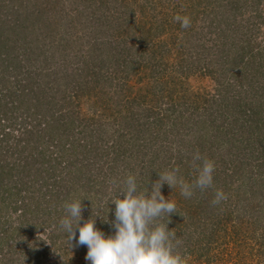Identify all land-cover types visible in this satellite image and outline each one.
<instances>
[{
  "label": "trees",
  "instance_id": "16d2710c",
  "mask_svg": "<svg viewBox=\"0 0 264 264\" xmlns=\"http://www.w3.org/2000/svg\"><path fill=\"white\" fill-rule=\"evenodd\" d=\"M126 1L0 0V263L45 264V259L50 264L47 258L54 255L59 259L55 264H79L87 247L66 242L56 226L63 214L57 205L82 198L81 223L99 215L95 226L111 235L115 205L107 203L122 185L112 186L106 198L107 179L118 172L122 182L125 174H134L138 190L150 192L159 173L176 168L192 182L200 163H193L197 151L215 164L213 185L187 198L180 193L170 219L165 213L155 221L175 233V250L185 262L193 250L200 255L210 251L227 235L225 224H234L237 231L244 224L246 233L264 237V0H196L190 6L184 1L176 12L190 16L188 28L169 14L159 21L158 9L156 26L147 28L138 24L137 10ZM72 2L84 4V10ZM48 5L66 13V32L57 22L62 16H47ZM146 7L141 6L145 18ZM212 34L218 41L208 46L205 38ZM164 35H173L175 46L177 41L186 46L184 55L203 72L220 77L217 94L203 90L180 96L181 112L172 106L165 129L160 114L141 104L147 101L142 89L126 83L128 73L118 78L113 107L97 97L106 91V82L126 69V58L135 55L138 43L151 55L142 64L162 68L170 52L167 43L157 42ZM178 92L170 90L169 99ZM84 104L91 113H84ZM201 112L202 118H193ZM175 113L180 116L172 120ZM160 132L174 135L170 144L158 145ZM175 188L165 183L161 192L175 193ZM217 189L227 199L213 205ZM261 246L264 255V239Z\"/></svg>",
  "mask_w": 264,
  "mask_h": 264
},
{
  "label": "rangeland",
  "instance_id": "374dc122",
  "mask_svg": "<svg viewBox=\"0 0 264 264\" xmlns=\"http://www.w3.org/2000/svg\"><path fill=\"white\" fill-rule=\"evenodd\" d=\"M94 1H96L97 3L103 1V2H106L107 4L109 3L108 1H111V0H94ZM149 1L152 5L148 6ZM184 1H187L186 5L190 6L191 2L193 3L196 0H169V1H166L164 6L162 4V0H127L126 2L129 3V7L131 6L132 8L137 10L135 19L138 22V24L143 23L144 25H146L147 28H149L150 26L154 27L157 24L156 22L157 9L159 11L158 16L164 15L165 17L169 14V19L172 20L173 16L177 14L176 10L177 8H179L178 6L181 3L184 4ZM73 4H74V7H77L79 9V11L84 10L85 8L84 7L85 5L84 4L82 5L79 2L73 3ZM143 4H144V7H146L147 5L146 12H145L147 14L146 18H148V20L149 18L151 19V22H147V24L145 23L146 18L144 17V15H142L141 6H143ZM150 6H151L150 11H147L148 7ZM181 8H184V7H181ZM46 9L48 10L47 16H50L52 18L54 16L63 17V19L57 20V22H60L59 27H60V30H62L61 32H66L67 28L64 26L65 25L64 15L66 13L62 11L61 7L58 5H55L54 7L48 5ZM121 9L122 8H120L119 10ZM113 13L116 14V12H113ZM160 18L161 16L158 17L157 19L160 21ZM201 22L202 21H200V25H201ZM207 24L205 25L206 26L204 30L205 34L206 32H208ZM198 25H196L197 29L201 30V28H199L200 25L199 26ZM77 27H79V25H77ZM69 32L71 31L69 30ZM215 36L216 34H212L211 37L209 35H206L205 39L208 40L207 42L208 46L209 44L218 41L216 39L217 36L216 37ZM173 40H174L173 35L171 37L169 36L167 37V35H164L160 39H158L157 42L159 44L160 43L168 44V48L170 52L166 53L165 56L163 57V60L165 62L164 64L168 65V68H164V64H163L162 68H159L157 70H156V67L150 66L151 63H149V65L148 63L142 64L143 61L149 60L151 55H150V52L145 49L146 47H143V46L140 47V45H138L139 43L136 44L138 51L135 52V55H133L131 59L129 58L130 55L127 56L126 59L128 61V66H126V69L121 70V71L119 70L120 71L119 74H117L116 77H114V79L104 84L103 88L105 86H108L111 88L108 90V87H107L106 91L103 92L102 96L100 95L101 94L100 92L99 95L97 96L98 100H101L109 107H113L114 99H111V97L112 95L115 94V92H117V87H118L117 85H118V80H119L118 78L120 77V75L122 76V74L125 75L126 73H128L127 75L128 80H126V83H128L129 85H133L135 90L136 88L142 89L143 91L142 95H144L145 97L147 96V101L146 102L144 101L141 104L143 103L147 104L148 108H153V110H155L156 112L160 114V118L163 119V122H162L163 129H165V127L169 125V124H166L169 122L168 119L165 117L166 113L172 114V112H174L172 106H174L175 108H178V110L182 109V107H180V104L182 103L180 96H189L190 93L195 94L196 92L202 93L203 90L209 91V95L217 94V86H218V83H219L218 81L220 78L219 73L217 75L215 74L213 77H211L210 75H207L205 72H203L204 69H200L198 67V62L194 58L189 59L188 56L184 55L186 54L187 47L186 46L182 47L178 41L176 43L177 45L175 46ZM103 57H106V53L105 55H103ZM136 63L142 64L140 68L136 66ZM153 63H156V59ZM170 66H176V70L175 71L171 70ZM110 69L114 71L113 68H110ZM125 70H128V71H125ZM89 71H90V74L91 73L94 74L96 70L89 67ZM156 73H157V77H156ZM137 78H141V81L138 82ZM99 89L100 88H97L96 90H99ZM160 89L163 90V95L160 94L159 92ZM172 89H178L179 92L177 94H174L172 99H169V92ZM90 95L92 96V98L89 101H92L94 93L91 92ZM132 96L133 95H131L130 98H132ZM127 97L128 96H126L125 98ZM88 104H84L83 106L85 110L84 113L92 112V108L88 106ZM156 105H158V108H156ZM189 105L190 104L188 103L187 106ZM147 112H145V114ZM179 112H181V110H179ZM187 115L188 114H184L185 120H187L186 119ZM179 116L180 114L178 115V113H175L174 116L172 117V120H174L173 118L175 117L179 118ZM201 116H202V112L194 114L193 118L200 119L202 118ZM218 122L222 124L223 121L222 119H220L218 120ZM167 129L169 130V128ZM160 134L161 135H159L160 137L158 141V145L160 146H165L167 144H170V141L174 137V135L172 134L170 135L168 134L167 135L168 137L167 136L165 137V135H163L161 132ZM181 134H185V132H182ZM163 137L166 138L165 141L162 140ZM173 147H176V146H174L173 144ZM175 150L178 151V149H175ZM162 151L166 155L169 154L168 150L167 151L162 150ZM174 153H177V152H174ZM134 163H136V159H134ZM104 172H107V169H105ZM107 173L108 174L106 175L107 176L106 178L110 176V171ZM117 174L118 172L114 174V178H112L111 176L110 177L111 179H107L108 181H106V184L109 186L108 195L106 196V198H109V195L113 194L112 189L116 187H112V186L122 185V183H119L118 185L117 184L113 185L112 183L113 180L120 182V180L116 178ZM125 177H126V174H125ZM100 188H102V183H98L97 189L99 190ZM163 195L165 196V198H169L170 200H173L176 203L180 195V188L177 185L175 188V193L174 191L169 192V190H166L165 192H163ZM248 198H251V197L248 196ZM102 203L104 202L100 201V205ZM56 208L57 210H59L61 208V205H57ZM86 212H87V209L85 210L83 214L85 217H86ZM96 214H100V211L96 212ZM239 220H240V217H239ZM241 220H246V219L242 217ZM248 220L249 219L247 218V221ZM261 222H264V221H261ZM233 225L234 224H232L231 226ZM231 226L225 224L224 227H227V233H226L227 235H223L224 237L222 236L221 238H219L218 241L212 245L210 251L204 252L202 253V255H200V253L193 250V254L191 255L190 259L186 260L187 262L186 264H264V255L262 254L263 249L261 246L264 237L260 239L262 235L261 236L258 235L256 237V235H252L251 233L249 234L246 233V230H245L246 226L244 224L241 225V227H238V231L232 228ZM235 231H237L238 233L237 235H235ZM200 242L202 244L204 243L203 241H200ZM44 260H43V263L47 264L46 260L45 261ZM47 260L49 261L50 264H55L56 262L59 261V259H57L56 256L54 255L49 256ZM84 261H86L85 256L83 259H81L79 264H83ZM0 264H3L2 261Z\"/></svg>",
  "mask_w": 264,
  "mask_h": 264
},
{
  "label": "clouds",
  "instance_id": "9594fccd",
  "mask_svg": "<svg viewBox=\"0 0 264 264\" xmlns=\"http://www.w3.org/2000/svg\"><path fill=\"white\" fill-rule=\"evenodd\" d=\"M173 20L181 28L191 25L188 15L175 14ZM196 161L200 163L195 165L197 175L194 181H185L178 175L176 168L166 169L158 174L150 192L148 188L138 190L134 174H128L122 182L113 180V184L122 183L123 186L115 193V198L107 203V207L109 202L115 205L114 219L111 221L115 231L111 235H105L95 226V217L99 215H91L81 223L82 198H70L62 202L63 214L56 226L65 234L70 247L86 245L85 259L90 264H186L182 254L175 250V233L169 231L167 223L157 224L155 221L165 213L170 219V214L176 212L175 201L165 198L161 192L165 183L171 188L178 185L181 195L186 198L191 197L197 188L204 190L213 185L214 162L202 157L199 151L193 154V163ZM226 199L224 191L217 189L211 203L216 205ZM107 220L108 217L104 219L105 222ZM73 241L75 245H72Z\"/></svg>",
  "mask_w": 264,
  "mask_h": 264
}]
</instances>
